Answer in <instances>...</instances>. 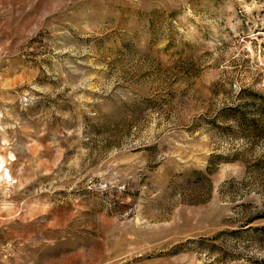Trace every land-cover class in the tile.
Returning <instances> with one entry per match:
<instances>
[{
	"label": "rangeland",
	"instance_id": "1",
	"mask_svg": "<svg viewBox=\"0 0 264 264\" xmlns=\"http://www.w3.org/2000/svg\"><path fill=\"white\" fill-rule=\"evenodd\" d=\"M0 264H264V0H0Z\"/></svg>",
	"mask_w": 264,
	"mask_h": 264
},
{
	"label": "bare ground",
	"instance_id": "2",
	"mask_svg": "<svg viewBox=\"0 0 264 264\" xmlns=\"http://www.w3.org/2000/svg\"><path fill=\"white\" fill-rule=\"evenodd\" d=\"M2 170H3V163L2 164H0V173L2 172ZM10 174H9V172L7 171V170H3V177L5 178V179H10Z\"/></svg>",
	"mask_w": 264,
	"mask_h": 264
}]
</instances>
